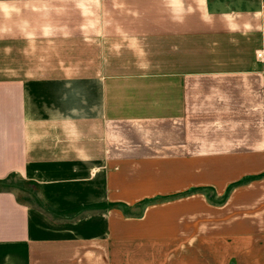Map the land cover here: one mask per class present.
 <instances>
[{
  "label": "crops",
  "instance_id": "0c3cea01",
  "mask_svg": "<svg viewBox=\"0 0 264 264\" xmlns=\"http://www.w3.org/2000/svg\"><path fill=\"white\" fill-rule=\"evenodd\" d=\"M260 172L264 0H0V264H165L203 202L139 199Z\"/></svg>",
  "mask_w": 264,
  "mask_h": 264
},
{
  "label": "rangeland",
  "instance_id": "374dc122",
  "mask_svg": "<svg viewBox=\"0 0 264 264\" xmlns=\"http://www.w3.org/2000/svg\"><path fill=\"white\" fill-rule=\"evenodd\" d=\"M221 178H224L223 175ZM189 180H192L191 174H185L180 178L170 177V183L173 185ZM153 182L156 184L155 180ZM0 185L12 188L20 199L36 204L37 195L34 184L21 180L17 176H10ZM188 189V193L156 194L139 199L137 205L135 203V207L145 209L150 206H159L184 195L200 197L203 202L200 204L193 202L192 216L183 215V218H178L177 235L172 236L171 231L168 230L155 236L165 245V264H243L251 258L250 255L256 253L257 247L258 253H264L263 172L244 176L238 181L229 183L223 190L212 189L210 185L192 186ZM235 190L237 191L233 193ZM184 205L186 209L188 203ZM172 211L175 210L151 211L141 224L142 228L145 230L144 225L148 227V217L158 221L156 230H161L167 225L170 228L172 225L170 220L165 219L169 218V214L175 216L180 214L179 211ZM258 241H260L259 246L249 247L250 243Z\"/></svg>",
  "mask_w": 264,
  "mask_h": 264
},
{
  "label": "built area",
  "instance_id": "2783aa9c",
  "mask_svg": "<svg viewBox=\"0 0 264 264\" xmlns=\"http://www.w3.org/2000/svg\"><path fill=\"white\" fill-rule=\"evenodd\" d=\"M255 55H256L257 58H260L262 56V52L261 51H257Z\"/></svg>",
  "mask_w": 264,
  "mask_h": 264
},
{
  "label": "trees",
  "instance_id": "16d2710c",
  "mask_svg": "<svg viewBox=\"0 0 264 264\" xmlns=\"http://www.w3.org/2000/svg\"><path fill=\"white\" fill-rule=\"evenodd\" d=\"M10 177V176H9ZM8 177V178H9ZM8 178H6V179H4V180H2V182H0V183H5L6 182V180L8 179ZM0 188H6V186H4V185H0ZM46 210V209H45Z\"/></svg>",
  "mask_w": 264,
  "mask_h": 264
}]
</instances>
